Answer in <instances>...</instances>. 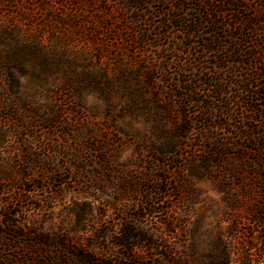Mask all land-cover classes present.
Returning <instances> with one entry per match:
<instances>
[{"label": "rangeland", "instance_id": "1", "mask_svg": "<svg viewBox=\"0 0 264 264\" xmlns=\"http://www.w3.org/2000/svg\"><path fill=\"white\" fill-rule=\"evenodd\" d=\"M0 264H264V0H0Z\"/></svg>", "mask_w": 264, "mask_h": 264}, {"label": "trees", "instance_id": "2", "mask_svg": "<svg viewBox=\"0 0 264 264\" xmlns=\"http://www.w3.org/2000/svg\"><path fill=\"white\" fill-rule=\"evenodd\" d=\"M128 249L130 252H134V250L136 249V246L135 245H130L128 246Z\"/></svg>", "mask_w": 264, "mask_h": 264}]
</instances>
